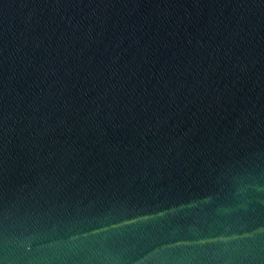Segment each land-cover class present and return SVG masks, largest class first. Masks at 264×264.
<instances>
[{
  "label": "water",
  "instance_id": "1",
  "mask_svg": "<svg viewBox=\"0 0 264 264\" xmlns=\"http://www.w3.org/2000/svg\"><path fill=\"white\" fill-rule=\"evenodd\" d=\"M0 264H264V0H0Z\"/></svg>",
  "mask_w": 264,
  "mask_h": 264
}]
</instances>
